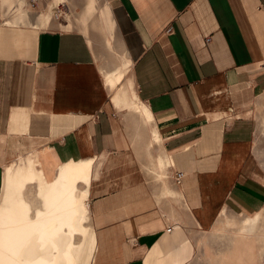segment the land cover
<instances>
[{
	"label": "crops",
	"instance_id": "crops-1",
	"mask_svg": "<svg viewBox=\"0 0 264 264\" xmlns=\"http://www.w3.org/2000/svg\"><path fill=\"white\" fill-rule=\"evenodd\" d=\"M102 2L120 40L109 68L69 15L63 24L27 0H0V169L32 159L52 183L93 161V264H185L194 246L180 212L207 230L222 213L264 210V0ZM120 112L151 127L168 179L147 177L155 151Z\"/></svg>",
	"mask_w": 264,
	"mask_h": 264
},
{
	"label": "rangeland",
	"instance_id": "rangeland-1",
	"mask_svg": "<svg viewBox=\"0 0 264 264\" xmlns=\"http://www.w3.org/2000/svg\"><path fill=\"white\" fill-rule=\"evenodd\" d=\"M60 1L27 0L31 11H50L54 21L64 24L65 15H69L74 23L73 30L79 31L80 27L93 42L98 64L109 68L118 62L116 52L120 40L114 33L108 8L102 4V0H65L64 5L59 6ZM261 105L258 108L257 138L260 162L264 168V100ZM119 114L134 135L139 132L141 142L147 139V148L155 151V159L145 156L150 160L148 167L144 152L138 150L140 162L147 166L145 173L168 179V170H165L167 166H164L161 174L157 168L156 158H164L160 149L152 145L154 133L151 127L141 124L136 117L121 112ZM146 132L147 138L143 134ZM19 162L0 169V264H93L95 234L88 199L94 162L87 161L83 166L71 164L64 168L61 167L66 163L59 165L55 174L50 175V178L54 177L61 168L52 183L43 181L34 160L20 159ZM22 162L29 167L25 177L14 173V168H19ZM5 168L11 170L13 182L19 180L18 185L11 183L7 188L3 187L2 174ZM57 184L59 192L51 188ZM45 192L56 194L50 199V215L47 218L41 217L46 207ZM180 213L194 246L193 255L185 264H264V210L250 216L222 213L207 230L189 224L184 218V212ZM61 234L63 239L59 238ZM34 238L39 240L42 247L49 246L52 249L46 261L40 259L26 263L22 259L23 249ZM85 253L88 258L82 261L81 255Z\"/></svg>",
	"mask_w": 264,
	"mask_h": 264
},
{
	"label": "bare ground",
	"instance_id": "bare-ground-1",
	"mask_svg": "<svg viewBox=\"0 0 264 264\" xmlns=\"http://www.w3.org/2000/svg\"><path fill=\"white\" fill-rule=\"evenodd\" d=\"M43 17V16H42ZM44 18V17H43ZM123 58V57H122ZM130 60V59H129ZM123 64V63H122ZM106 75V74H105ZM118 77H114V78H108L107 79V82L108 83H115L116 81H118ZM124 101V99H123ZM133 109L140 115V117L145 121V123L147 124H150L151 122V116L150 114L148 113V110L144 107H142V103L140 102L139 99H135L134 103H133ZM39 116V115H38ZM35 117V116H34ZM37 119V118H36ZM40 119V118H39ZM53 133V132H52ZM54 134V133H53ZM52 135V134H51ZM55 136V135H54ZM157 138V137H156ZM156 143H160V139L158 138L157 140H154ZM20 161V159L18 160V162ZM20 163V162H19ZM28 165L25 163V162H22L21 166H19V168H14V173H16V175H19V176H23L25 177L26 176V172L27 170L29 169V167H27ZM157 168H158V171L159 173L161 174V170H163L164 168V163H163V160L161 158H157ZM11 183H15V185H18L19 183V180H16V182L12 181V173H11V170H9L8 168H5L3 170V174H2V185L4 188H7ZM60 184V183H59ZM3 188V189H4ZM52 190L54 191H58V184L57 185H53L52 187ZM5 192V191H4ZM59 192V191H58ZM45 199H46V207H45V210L42 212L43 214L41 215V217H45L47 218V216L50 215L49 211H50V199L54 196H56V194L54 193H43ZM44 220V219H43ZM46 220V219H45ZM48 220V219H47ZM36 236V235H35ZM37 237V236H36ZM60 239H63L64 236L63 234L60 235L59 237ZM36 238H34L31 242H29V245L27 247H25L23 249V260L27 262H30V261H37V260H47L48 257H49V253L51 251V247H46V246H41L39 244V240H35ZM60 244V243H59ZM93 247V246H92ZM46 249V251H45ZM85 250V249H84ZM93 251V250H92ZM83 253V252H82ZM87 253L81 255V259L82 261H85L87 260V256H86Z\"/></svg>",
	"mask_w": 264,
	"mask_h": 264
},
{
	"label": "built area",
	"instance_id": "built-area-1",
	"mask_svg": "<svg viewBox=\"0 0 264 264\" xmlns=\"http://www.w3.org/2000/svg\"><path fill=\"white\" fill-rule=\"evenodd\" d=\"M170 31V29L168 30ZM206 41L208 42L209 39H206ZM184 177V174L182 172H178L175 174V176L173 177V181L175 184H180L182 178Z\"/></svg>",
	"mask_w": 264,
	"mask_h": 264
}]
</instances>
